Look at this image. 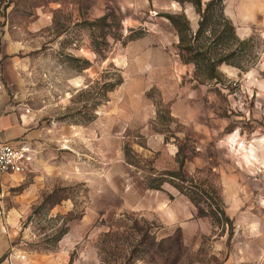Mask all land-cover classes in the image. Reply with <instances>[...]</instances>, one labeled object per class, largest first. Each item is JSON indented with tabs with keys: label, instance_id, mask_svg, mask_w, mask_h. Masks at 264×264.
Returning <instances> with one entry per match:
<instances>
[{
	"label": "rangeland",
	"instance_id": "1",
	"mask_svg": "<svg viewBox=\"0 0 264 264\" xmlns=\"http://www.w3.org/2000/svg\"><path fill=\"white\" fill-rule=\"evenodd\" d=\"M224 10L242 39L255 37L256 64L224 63L219 82L199 83L163 15L185 12L196 30L190 3L0 0V63L36 148L30 169L0 186V264H101V235L134 232L136 221L163 250L128 264H264V0H224ZM155 134L168 141L151 140L155 162L126 155ZM173 143L190 156L195 189L221 195L232 236L170 183L146 188L177 168Z\"/></svg>",
	"mask_w": 264,
	"mask_h": 264
},
{
	"label": "trees",
	"instance_id": "2",
	"mask_svg": "<svg viewBox=\"0 0 264 264\" xmlns=\"http://www.w3.org/2000/svg\"><path fill=\"white\" fill-rule=\"evenodd\" d=\"M181 4L190 3L199 15L198 28L191 26L190 18L185 12L164 13L177 31L178 42L176 44L177 54L185 64L193 65V76L199 83L219 82L223 78L220 69L222 64L231 65L247 72L256 64L258 54L253 49L255 37L242 39L236 31L232 20L225 14L224 0H177ZM110 14L102 16L99 21L106 22ZM133 32H135L133 30ZM145 34L140 29L138 34H131L128 40L137 39ZM77 59V58H75ZM85 60L82 69L87 68L91 62ZM123 82L121 74L115 80L105 81L103 88L105 94L114 90ZM144 144V143H143ZM178 145L176 153V169H164L156 171V176L146 182V188L161 190L165 183L175 186L181 193L185 194L196 206L199 216L211 217L213 224L228 230L229 235L234 233L233 219L228 215L224 201L215 189H202L200 191L193 176L185 169L189 154L185 153V147ZM127 156H136L154 162L152 159L144 158L136 152L132 146H126ZM150 162V163H151ZM207 198V199H206ZM208 200V201H207ZM134 232H125L120 229L104 232L99 240V254L101 264H128L138 259L139 252L150 253L157 248L158 252L163 249L164 240L157 241L150 237L147 230L135 222L132 226ZM65 231L58 239L62 238ZM3 259H0V262ZM74 260L71 259V264Z\"/></svg>",
	"mask_w": 264,
	"mask_h": 264
},
{
	"label": "crops",
	"instance_id": "3",
	"mask_svg": "<svg viewBox=\"0 0 264 264\" xmlns=\"http://www.w3.org/2000/svg\"><path fill=\"white\" fill-rule=\"evenodd\" d=\"M1 62V56H0ZM0 63V69L3 74L4 89L0 92V142L13 141L16 139L26 138L29 139L31 133L29 132V116L27 113L23 112L21 109H17L11 101L10 93L14 92V82L11 81L9 69L6 64ZM11 90V92H9ZM30 140V139H29ZM151 140L162 142V147L168 143L166 140L159 139V136L147 135V140L144 144H141L140 148L133 146V149L142 155L144 158L156 160L158 152L161 148L154 149ZM31 141V140H30ZM32 142V141H31ZM170 154L173 158H176V153L178 151L177 145L175 143L171 144L169 148ZM174 160V159H173ZM177 164V162H176ZM15 174H8L0 177V186L4 187L5 181L10 179V176ZM126 206L128 208H134V203L130 200H126ZM2 208L4 209L3 201L0 200ZM4 213V210H3ZM0 215V219H1ZM4 247L0 246V256L3 254Z\"/></svg>",
	"mask_w": 264,
	"mask_h": 264
},
{
	"label": "built area",
	"instance_id": "4",
	"mask_svg": "<svg viewBox=\"0 0 264 264\" xmlns=\"http://www.w3.org/2000/svg\"><path fill=\"white\" fill-rule=\"evenodd\" d=\"M3 74L0 69V92L4 89ZM36 156V148L29 139L21 138L0 142V177L8 174L22 173L30 169ZM2 193H0L1 199ZM3 208L0 203V215Z\"/></svg>",
	"mask_w": 264,
	"mask_h": 264
}]
</instances>
